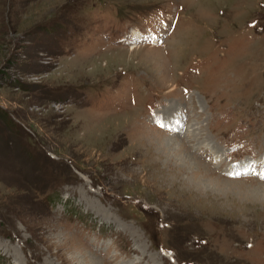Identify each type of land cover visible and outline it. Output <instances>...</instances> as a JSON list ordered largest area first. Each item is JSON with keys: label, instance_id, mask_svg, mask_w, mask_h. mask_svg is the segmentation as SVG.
Listing matches in <instances>:
<instances>
[{"label": "rangeland", "instance_id": "1", "mask_svg": "<svg viewBox=\"0 0 264 264\" xmlns=\"http://www.w3.org/2000/svg\"><path fill=\"white\" fill-rule=\"evenodd\" d=\"M261 161L264 0H0V264H264Z\"/></svg>", "mask_w": 264, "mask_h": 264}, {"label": "bare ground", "instance_id": "2", "mask_svg": "<svg viewBox=\"0 0 264 264\" xmlns=\"http://www.w3.org/2000/svg\"><path fill=\"white\" fill-rule=\"evenodd\" d=\"M130 50V52L131 51H133L134 50V48H129ZM108 64V63H107ZM172 107V106H171ZM167 108V107H166ZM166 108H164L162 111H163V114L165 115V116H163V120H166L167 119V121L166 122H170L169 123V126L171 127V129H175L176 130V128H178L179 127V125H180V119L182 118V115H180L181 114V108L178 110L179 112H178V114H177V116H174L173 114H172V112H170L171 111V109H169V111L167 110V111H165V109ZM160 112L158 111L157 112V114H156V111H155V116L156 115H158ZM174 117H178V118H176L175 120H172V118H174ZM197 128H194V126H192V127H190V126H187V129L185 128L184 129V131L182 132V135L181 136H183L184 138H186L187 136H189L190 137V135L191 136H193L194 137V144H193V147H191V150H192V152L194 153V155L196 156V155H199V154H204V155H206V153H207V150H210L211 152L210 153H212V152H215V156H213L212 158L213 159H215V157H216V155H217V153H216V149H212L211 148V146H209L208 144L207 145H202V146H199L200 144L199 143H197L198 141H195L197 138V136H199V133L197 134L196 132H195V130H196ZM201 135V134H200ZM176 136V135H175ZM174 136V137H175ZM186 136V137H185ZM177 137H180V136H178L177 135ZM170 139H172V138H170ZM199 139V138H198ZM209 139V138H208ZM178 142H179V144H174L175 142H174V140L172 139L171 141H168V143H167V148L170 150V152H171V154H172V159H174V160H177V161H179V162H181V168L177 171V174H180V172L181 171H189V170H193V169H196L197 168V166H199L198 165V163H196L195 161L196 160H194L195 158H193L192 156L193 155H191V156H188V154L187 155H185V154H182V148L184 147L185 148V150H187V151H189L188 150V145L186 146L185 144H184V140H181V141H179L178 140ZM200 148H207V150H204V152L203 151H201L200 150ZM218 151V150H217ZM190 153V152H189ZM170 154V155H171ZM194 156V157H195ZM211 158V157H210ZM198 162V161H197ZM232 165V164H231ZM239 166V165H238ZM253 166V164H247V165H243V169H245L246 170V168L248 169L249 167H252ZM255 166L256 167H262V168H264V161H261V162H258V163H256L255 164ZM167 167H171V165L169 164V166H166V168ZM201 167H202V165H201ZM199 169V168H198ZM174 172H176V168H175V170H173ZM194 171V170H193ZM204 171V170H203ZM242 171V170H241ZM174 172H172V173H174ZM210 172V171H209ZM197 173V172H196ZM195 178V177H194ZM176 179V178H175ZM190 179V178H189ZM177 180V179H176ZM193 180V179H192ZM197 180V179H196ZM178 181V180H177ZM173 182V181H172ZM180 182V181H179ZM191 182H193L192 184L194 185H192L193 187H195L196 189H199V190H202V188L203 187H201V181L200 180H198V181H191ZM197 182V183H196ZM185 185V184H184ZM187 185V184H186ZM177 189V188H176ZM179 198V197H178ZM67 240L65 239L62 243L63 244H65V243H67L66 242ZM70 246V245H69ZM70 248H72V246H70ZM85 253L89 256V254H88V252H86L85 251ZM142 254V253H141ZM89 257H87V262H89L90 264H97L95 261H94V259H93V261H91L90 259H88ZM86 262V263H87Z\"/></svg>", "mask_w": 264, "mask_h": 264}, {"label": "snow or ice", "instance_id": "3", "mask_svg": "<svg viewBox=\"0 0 264 264\" xmlns=\"http://www.w3.org/2000/svg\"><path fill=\"white\" fill-rule=\"evenodd\" d=\"M161 127H163V125H160ZM261 178H264V176H262Z\"/></svg>", "mask_w": 264, "mask_h": 264}]
</instances>
